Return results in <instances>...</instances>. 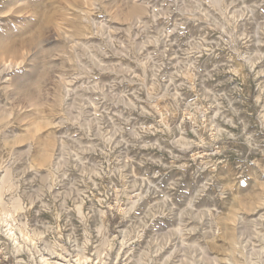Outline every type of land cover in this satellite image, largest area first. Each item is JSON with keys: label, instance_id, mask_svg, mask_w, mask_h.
I'll use <instances>...</instances> for the list:
<instances>
[{"label": "rangeland", "instance_id": "obj_1", "mask_svg": "<svg viewBox=\"0 0 264 264\" xmlns=\"http://www.w3.org/2000/svg\"><path fill=\"white\" fill-rule=\"evenodd\" d=\"M0 264H264V0H0Z\"/></svg>", "mask_w": 264, "mask_h": 264}, {"label": "bare ground", "instance_id": "obj_2", "mask_svg": "<svg viewBox=\"0 0 264 264\" xmlns=\"http://www.w3.org/2000/svg\"><path fill=\"white\" fill-rule=\"evenodd\" d=\"M224 29H225V28H224ZM83 43H84V42H83ZM230 56H231V55H230ZM241 65H242V62H241V61H240V62H237V61L235 62V66H236L238 69H241ZM235 66H234V68H235ZM241 70H242V69H241ZM143 72H144V71H143ZM152 87H153V86H152ZM153 88H154V87H153ZM152 96H153V95H152ZM157 96H158V95H157ZM157 96H155V97H151V98H153V99L155 98V99H156ZM27 150H28V149H27ZM11 155H12V154H11ZM12 160H13V159H12ZM3 168H4V166H3ZM24 191H25V190H24ZM136 205H137V204H136ZM9 208H10V207H9ZM80 211H81V210H80ZM12 212H13V211H12ZM14 214H15V213H14ZM12 215H13V214H12ZM13 216H14V215H13ZM11 219H13V218L11 217ZM18 221H19V220H18ZM7 222H8V221H7ZM9 223H10V222H9ZM14 223H15V222H14ZM58 223H59V222H58ZM24 226H25V225H24ZM24 226H23L22 229H24ZM9 227H10V226H9ZM18 227H19V226H18ZM21 227H22V226H21ZM21 227H20V228H21ZM15 228H16V227H15ZM57 228H58V227H57ZM22 229H21V230H22ZM25 229H26V228H25ZM58 229H59V228H58ZM10 230H11V229H10ZM13 230H14V229H13ZM26 230H27V229H26ZM17 231H18V230H17ZM32 231H33V230H32ZM11 232H12V231H11ZM11 232H10V233H11ZM13 232H14V231H13ZM23 232H24V231H23ZM30 232H31V231H30ZM85 232H86V230H85ZM27 233H28V231H27ZM32 233H33V232H32ZM19 234H20V233H19ZM19 234H18V235H19ZM16 236H17V235H16ZM34 236H35V235H34ZM25 238H26V237H25ZM74 238H75V237H74ZM86 238H87V237H86ZM39 239H40V238H39ZM85 244H87V243H85ZM64 249H65V248H64ZM62 253H63V252H62ZM58 254H59V253H58ZM63 255H64V254H63ZM65 256H66V255H65ZM48 258H49V257H48Z\"/></svg>", "mask_w": 264, "mask_h": 264}]
</instances>
